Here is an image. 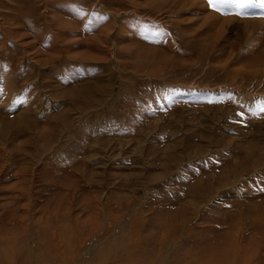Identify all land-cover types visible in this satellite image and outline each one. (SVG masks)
Instances as JSON below:
<instances>
[{
  "label": "rangeland",
  "instance_id": "rangeland-1",
  "mask_svg": "<svg viewBox=\"0 0 264 264\" xmlns=\"http://www.w3.org/2000/svg\"><path fill=\"white\" fill-rule=\"evenodd\" d=\"M262 109L260 7L0 0V264H264Z\"/></svg>",
  "mask_w": 264,
  "mask_h": 264
},
{
  "label": "bare ground",
  "instance_id": "bare-ground-1",
  "mask_svg": "<svg viewBox=\"0 0 264 264\" xmlns=\"http://www.w3.org/2000/svg\"><path fill=\"white\" fill-rule=\"evenodd\" d=\"M178 227H180V226H176L175 228H174V230L176 231V229L178 228ZM210 230V229H209ZM238 231V230H237ZM243 231V230H242ZM190 232V231H189ZM240 232V231H239ZM177 234V233H176ZM239 235L237 236V238H235V239H231L230 241H229V245H230V247L232 248V250L234 251V249L235 248H239L238 250H239V252L242 250L241 249V247H240V242L238 241L241 237H242V232H240V233H238ZM244 234V233H243ZM62 239V238H61ZM80 239V238H79ZM243 239V238H242ZM222 241H225L224 239L222 240ZM82 242V241H81ZM80 242V243H81ZM118 242V241H117ZM222 243V242H221ZM117 244H120V243H117ZM123 245V244H122ZM167 245V244H166ZM83 246V245H82ZM92 247V246H91ZM116 247V245H112L110 248H109V250L108 249H106V250H108V251H106L105 253H104V255H102V261H101V263H99V264H105L106 263V261H108L109 260V255H111V254H113V252H114V248ZM120 247V246H119ZM124 247V246H123ZM153 247V246H152ZM230 247H228V248H230ZM141 249H144V247L142 248V247H140ZM172 248V247H171ZM258 248V247H257ZM137 249H138V247H137ZM147 249V248H146ZM149 249H151V248H149ZM154 249V248H153ZM180 249V248H179ZM94 250V249H93ZM93 250H91V252H93ZM159 250H160V248H159ZM159 250H157V251H159ZM192 250V249H191ZM230 252H231V250L230 249H228ZM143 251V250H142ZM146 251V250H145ZM152 251H154V250H152ZM190 251V250H189ZM223 251V250H222ZM222 251H219V246H215V245H213V246H211V247H207V248H205L202 252L205 254V255H207L206 257H209V260H208V263L207 264H213V262L215 261V260H217L218 258H216V255H215V253L216 252H219V254H220V257H221V252ZM232 251V252H233ZM90 252V251H89ZM139 252V251H138ZM147 252V251H146ZM156 252V251H155ZM191 252V251H190ZM133 253V252H132ZM132 253H130V254H127V255H129L130 257H131V255H132ZM140 253H142V252H140ZM151 253V252H150ZM154 253V252H153ZM235 253V252H234ZM142 254H144V252L142 253ZM148 254V253H147ZM161 254H162V252H159L158 253V257L157 258H161ZM180 254V253H179ZM232 254V253H231ZM150 255H153V254H150ZM156 255V254H155ZM195 255H196V252H195ZM211 255V256H210ZM224 255V257L226 256L224 253L222 254V256ZM228 255V254H227ZM230 255V254H229ZM137 256H139V257H144L145 258V256L144 255H142V256H140V255H137ZM157 256V255H156ZM182 256V255H181ZM186 256V255H185ZM188 256H190L189 254H188ZM192 256V255H191ZM234 256H236L235 254H234ZM239 256V255H238ZM149 257V256H148ZM152 257H154V255L152 256ZM151 257V258H152ZM233 257V256H232ZM132 258H135V256L134 257H132ZM137 258V257H136ZM150 258V257H149ZM188 259H189V257H187ZM130 259V258H129ZM100 260V259H99ZM121 260V259H120ZM124 260V259H123ZM126 260H128V259H126ZM141 260V259H140ZM142 260H146V259H143L142 258ZM160 260V259H159ZM231 260H234V259H231ZM241 260V259H240ZM135 261L136 260H129V261H126V262H128V263H130V264H134L135 263ZM149 261H151V260H149ZM148 261V262H149ZM158 261V260H157ZM183 261V260H182ZM218 261V260H217ZM230 261V260H229ZM124 262V261H123ZM155 262V261H154ZM181 262V261H180ZM193 263H199V262H195V261H192ZM191 261H190V263H192ZM224 262V261H223ZM231 263H232V261H230ZM238 262H240V261H238ZM109 263V262H108ZM138 263V262H137ZM189 263V264H190ZM217 263V262H216ZM234 263V262H233ZM237 262H235V264H236ZM144 264H146V262H144ZM156 264H157V262H156ZM186 264V263H185ZM200 264V263H199ZM203 264H204V262H203ZM219 264V263H218ZM221 264H223V263H221ZM224 264H225V262H224ZM226 264H229L228 262L226 263Z\"/></svg>",
  "mask_w": 264,
  "mask_h": 264
},
{
  "label": "snow or ice",
  "instance_id": "snow-or-ice-1",
  "mask_svg": "<svg viewBox=\"0 0 264 264\" xmlns=\"http://www.w3.org/2000/svg\"><path fill=\"white\" fill-rule=\"evenodd\" d=\"M207 2L217 11L221 8L236 9L237 14H242V10L246 8L260 7L264 9V0H207Z\"/></svg>",
  "mask_w": 264,
  "mask_h": 264
}]
</instances>
